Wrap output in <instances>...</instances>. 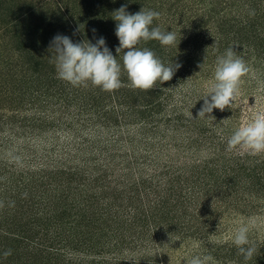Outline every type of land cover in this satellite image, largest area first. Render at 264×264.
<instances>
[{
    "label": "trees",
    "instance_id": "trees-1",
    "mask_svg": "<svg viewBox=\"0 0 264 264\" xmlns=\"http://www.w3.org/2000/svg\"><path fill=\"white\" fill-rule=\"evenodd\" d=\"M170 1L158 0V12L161 13L158 25L177 34L178 40L184 42L182 46L187 49L186 53L192 56L194 64L199 63L205 68L215 66L216 58L230 47H233L236 54L243 57L247 64L253 60L264 62V0H198L201 3L203 1L202 4L207 3L208 6L207 9H203L204 13L201 16L192 14L191 7L188 8V4L193 3L191 1L184 6L174 4L173 7L176 5L178 8L171 12ZM146 3L147 0L141 1V5ZM164 9L167 13H164ZM35 10L37 11L32 7L31 11L27 9L24 13L12 12L8 24L10 38L13 40L12 47L14 50L24 52L27 57L26 86L23 91H18V95H21L19 98L22 99V103L27 101L32 110L31 115L24 117L23 122L18 121L16 125L10 126L9 131L14 134L8 139L27 140L42 137L45 142L40 144L49 146L52 152L57 153V157L54 156L52 160L63 161L65 158L67 162L46 163L40 157L43 161L37 164L36 152L24 145L23 154L15 155L13 163H0V202H3V205L7 204L8 207L17 202V196L8 198L7 194L24 195L22 200L25 204L31 203L32 197H37L39 199L34 201V204L38 206L45 204L41 211L43 216L50 214L49 217L53 218L58 207L59 209L70 207L80 218L92 217L93 221H100L98 216L103 218L109 216L115 225L111 230V240L105 243L83 244L82 249H71L67 246L71 245L70 242L66 245L68 249L65 251L48 246V249L55 250L53 260L56 257L64 264H141V259L136 256L133 263L129 262L121 250L124 245L127 248L130 246L134 253L136 249L131 246L133 243L135 247H144L148 250L149 246L161 245L165 236L173 235L172 228L175 226L162 220L160 213L167 208L162 209L161 204L172 200L180 208H185L188 212L186 215L196 221L195 234L205 236L203 231L208 230L211 225L212 227L217 225L212 224L214 221L208 223L209 218L212 219L218 211L222 213L223 209L220 208L226 205L221 204L223 199L218 204L219 198L225 197L238 203L239 200L226 196L234 195V198H237L241 190L245 191L247 188H255L262 184L260 183L264 181L262 154L251 156L245 152L226 151L227 139L231 134L224 131V136L218 137L206 127L207 122L194 123L197 127L203 125L205 128L201 135L197 136L194 149L189 148L191 150L187 155L191 158L189 164L182 165L179 154L173 170L164 173L159 170V163L152 160V164H146L148 161L146 156L141 157L134 151L133 153L128 151L126 159L117 160L121 149L133 147L135 143L134 137L129 139V132H125L128 136L122 140V132L113 128L110 135L101 137L100 146L94 143L88 146V137L93 130L99 127L107 129L111 125V120L107 118L109 112H93L92 105H87L83 99L75 98L71 91L62 96H54L58 95L57 92L64 91L61 87L64 84L60 79H55L56 73L49 70L50 59L41 52L47 51V47L52 45L57 35L67 36L73 43L88 41V37L80 32L75 24L67 23L55 30L52 29L51 25L39 20L40 13ZM190 17L193 18L191 21ZM42 77L45 80H42ZM120 112L121 118L125 119V111ZM5 125L9 126L10 123H6L5 118L2 120L0 117V128ZM143 130L145 152L147 153L149 149L153 152L154 145L147 142L151 140L148 137L149 133ZM194 139L193 137L191 140ZM87 148L95 150L98 158L94 156L91 160L89 158L92 155H89L80 158L77 161L79 164H67L71 160L66 156L76 160L81 154L89 151ZM200 153L205 154L203 159L198 158ZM134 155L144 160L141 170L146 171L139 175L135 173L138 161ZM148 155L151 156L149 153ZM159 155L161 154L158 153ZM25 157L28 159L25 160ZM245 163L248 165L245 166ZM117 199L123 203L116 205ZM207 200L210 203L208 207L203 204ZM224 209L228 211L229 205ZM174 218L177 222L180 221L176 211ZM199 218L202 220L199 221ZM182 225L184 226V222L179 230L183 228ZM51 233L49 243L58 240L67 242L61 239L58 231L51 230ZM40 245H43L44 251V244ZM205 246L207 247V244ZM255 246L264 247V242ZM34 249L39 250L38 247ZM209 250L216 251L212 253V257L217 264H253L264 261V256L259 258L257 257L259 255L245 261L234 244L212 246ZM85 251L95 254L90 255ZM257 251L261 253L263 249L259 248ZM120 255L121 257H116ZM91 256H94L92 258L98 256L101 260H86Z\"/></svg>",
    "mask_w": 264,
    "mask_h": 264
},
{
    "label": "rangeland",
    "instance_id": "rangeland-1",
    "mask_svg": "<svg viewBox=\"0 0 264 264\" xmlns=\"http://www.w3.org/2000/svg\"><path fill=\"white\" fill-rule=\"evenodd\" d=\"M141 1L0 0V117L2 120L5 118L6 123H10L9 126L5 125L0 128V163H13L15 155L18 153L23 154L24 145L31 151L36 152L37 164L43 161L40 157L46 163L54 164L55 162H60L61 164V162H67L65 158L62 159L63 161L52 160L54 156L57 157V153L52 152L49 146L46 145L45 147L40 144V142H45L42 137L39 138L37 136L34 139L29 138L27 140L8 139L10 135L14 134L9 131L10 126L16 125L18 121L23 122L24 117L30 116L32 111L31 106L26 103L27 101L22 103V99L19 98L21 95H18V91H23L26 86L27 80L25 76L28 65L24 52L14 50L12 47L13 40L10 38V29L8 30L11 13H24L27 9L31 11L33 7L37 9V11L35 10L36 12L40 13L38 16L39 20L51 25L54 30L58 26L61 27L67 23L70 25L75 24L80 32L87 35L88 41L92 44H96L101 37L104 38L108 49L114 56H117L118 62L122 64L124 52L116 53L119 40L115 34L117 22L112 16L122 6H126V11L130 14H135L142 8L158 11V0H147L148 3L145 5H141ZM190 1L193 3H190ZM202 3L198 2V0H171L169 6L172 9L171 12H173L177 7L176 5L173 7L174 4H180L181 6L188 4V8L191 7L190 11L192 14L201 16L204 13L203 9L208 7L207 3ZM167 8L170 9L168 6ZM164 13H167L165 9ZM192 19L191 17L189 18L190 21ZM153 26H159L161 30L168 31L166 27L158 25V20H154ZM177 43H179L178 47L167 48L161 46L158 41H149L138 45L140 48L147 47L154 51L165 64L173 61V63L181 65L176 70L172 80L162 85L158 83L152 90L142 91L124 86L109 93L91 85L88 87H72L64 81L61 82L64 84L61 86L64 91L61 93L57 92L58 95L54 96H62L71 91L74 93L75 98L83 99L87 105H92L91 109L93 112H109L107 118L111 120L112 127L110 125L107 129L99 127L93 130L88 137V146L92 145V143L100 146L101 137L110 135L113 128L122 132V140L128 136L125 132H129V139L131 140L134 137L135 143L133 147L121 149L117 160L126 159L128 151L130 153L134 151L141 157L146 156L145 158L148 159L146 164H152V160L159 163L160 166L158 168L164 173L165 171L173 170L175 160L179 154L182 165H188L191 161V158L187 157V155L194 149L197 136L201 135L200 133L205 128L202 127L203 125L197 127L194 123L199 121L207 122L206 127L210 132L221 137L224 136V131L232 134L234 129L249 119L255 111L264 109V62L253 60L248 64L251 71L247 78H243L241 95L237 103L231 109L226 108L224 111L214 109L211 116L215 117V120L198 118V112L203 105L201 98L205 94L207 82L213 77L215 66L210 65L205 68L199 63L194 64L192 56H189L186 53L187 49L182 46L184 42L182 40L179 42L177 38ZM51 47L52 45H49L46 49L47 51H41L49 59L52 55ZM49 62V70L56 73L54 64ZM41 79L45 80L43 77ZM121 80L125 85L128 84L126 74L122 73ZM120 110L125 111V119L121 118ZM218 128L221 130H218ZM142 129L149 133L148 137L151 140L147 142H149V145H154L153 152L150 149L147 153L145 152L146 146L143 144L142 138L144 130L142 131ZM203 136L205 135L203 134ZM193 137L195 139L191 140ZM155 149H158V151H155ZM86 150L89 151L81 154L76 160L73 157L66 156L68 160H71L67 164H79L80 162L77 163V161L80 158L92 155L89 158L92 160L96 156L95 150L88 148ZM157 152L161 155L158 156ZM204 155V153H200L198 158L203 159ZM134 156L138 161L135 173L138 175L144 173L146 170H141L144 160L138 159L139 157L136 155ZM30 157L31 155L28 156V158ZM28 158L25 157V160ZM96 158L98 157L96 156ZM262 158L264 160V154H262ZM163 165H165L164 168ZM244 165L247 166L248 164L245 163ZM131 166L133 167V165ZM260 183L262 184L255 188H247L245 191L241 190L237 198H234V195L226 196L233 200H239L238 203L225 197L219 198L218 204L223 199L221 204L229 205L230 209L225 211V206H223L220 208L223 209L222 213L217 210L218 212L213 215L214 217L212 219L209 218L208 223L214 221L212 224L217 225H215L216 227L211 225L208 230H205L206 232L203 231L205 236L195 234L194 222L196 221L186 215L188 212L185 208H180L172 200L166 204H161L162 209L167 208L160 213L162 214V220L175 226L172 228L173 235L165 236L161 245L149 246L148 250L144 247H135L133 243L131 246L136 249L134 253L130 246L127 248L125 245L121 251L124 252L125 258H128L131 263H133V258L137 257L141 259V264L143 262H150V264H188V261L193 256L212 257V253L216 252L214 251L216 249L209 250L212 246L219 247L233 244L232 238L241 224H252L249 239L254 244H261V242H264V181ZM12 185L15 186V184ZM182 185L184 184L182 183ZM16 196L17 202L13 206L8 207L7 204H4L5 206L0 208V264H64L56 257L53 260L55 250L48 249V246L58 248L60 249L59 251H65L68 249L66 245L71 242V245H67L69 248L82 249L83 244L105 243L112 238L111 230L115 228V225L109 216L107 218L98 216L100 221H93L92 217L80 218L76 216V211L70 207L62 209L58 207L57 214L50 218V214L45 216L41 214L45 204L41 206L34 204V201L39 198L32 197L31 203L25 204L22 200L24 195H6L8 198ZM208 200L203 203L207 207L210 204ZM122 203L123 201L120 199L115 200L116 205ZM198 207L200 208L201 205H198ZM175 211L179 215V222L174 218ZM63 212H66V214L64 215ZM200 220L202 219L199 218ZM183 222L184 226L182 225L183 228L179 230ZM192 225L193 227H191ZM51 230L58 231V234L62 237L61 239H65L67 242L58 240L49 243L48 240L52 237ZM129 240L131 242V239ZM133 241L136 242V240ZM40 244H44V251L42 250L44 248L43 245ZM206 244L207 247L205 246ZM36 247L39 250L34 249ZM259 248L263 249V252L261 251L263 254L261 255L257 251L256 255H259L257 256L259 258H263L264 247ZM142 249H145V251ZM8 250H11V255L5 257L4 253ZM85 252L90 255L95 254L88 251ZM81 256L83 255L81 254ZM92 257L94 256L87 257L86 260H101L98 256L96 258ZM116 257H121V255ZM210 264H217L214 257H212ZM253 264H264V261L262 260L261 263L253 262Z\"/></svg>",
    "mask_w": 264,
    "mask_h": 264
},
{
    "label": "clouds",
    "instance_id": "clouds-1",
    "mask_svg": "<svg viewBox=\"0 0 264 264\" xmlns=\"http://www.w3.org/2000/svg\"><path fill=\"white\" fill-rule=\"evenodd\" d=\"M160 16L158 11L143 8L130 14L126 11V6L113 13L112 18L117 22L115 34L119 40L116 53L124 52L122 64L108 49L102 37L96 44H92L89 41L73 43L69 37L57 35L50 48V63L55 66L57 78L72 87L91 85L109 93L124 86L149 91L158 83L162 85L172 80L176 70L181 67L180 64L173 61L165 64L154 51L147 47H138L149 41H158L166 48L178 47L177 34L174 31H164L159 26H153L154 20H159ZM250 71L249 65L243 57L236 54L233 47L218 56L213 77L207 82L205 94L201 98L203 105L198 112V118L215 120L211 116L214 109H231L240 98L243 78ZM122 73L127 76V85L121 80ZM226 151L245 152L251 156L264 154V109L255 111L249 119L234 129L227 139ZM2 207L3 202H0V208ZM251 227L252 224H241L232 238L238 253L245 261L251 260L257 253L255 244L249 239ZM4 255H11V250ZM211 261L210 256L197 255L188 264H210Z\"/></svg>",
    "mask_w": 264,
    "mask_h": 264
}]
</instances>
